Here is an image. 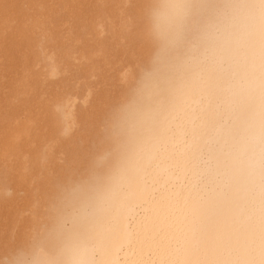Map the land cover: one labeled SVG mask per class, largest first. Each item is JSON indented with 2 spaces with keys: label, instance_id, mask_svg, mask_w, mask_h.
Masks as SVG:
<instances>
[{
  "label": "bare ground",
  "instance_id": "bare-ground-1",
  "mask_svg": "<svg viewBox=\"0 0 264 264\" xmlns=\"http://www.w3.org/2000/svg\"><path fill=\"white\" fill-rule=\"evenodd\" d=\"M262 17L264 0H0V264L247 253Z\"/></svg>",
  "mask_w": 264,
  "mask_h": 264
},
{
  "label": "clouds",
  "instance_id": "clouds-1",
  "mask_svg": "<svg viewBox=\"0 0 264 264\" xmlns=\"http://www.w3.org/2000/svg\"><path fill=\"white\" fill-rule=\"evenodd\" d=\"M159 2L167 3L168 0H159ZM156 26L162 38H166L172 33L175 26L174 20L167 9H162L159 12ZM258 48L261 68L264 69V17L260 21ZM258 154L260 202L252 225L254 240L250 250L232 261L231 264H264V140L259 144Z\"/></svg>",
  "mask_w": 264,
  "mask_h": 264
}]
</instances>
